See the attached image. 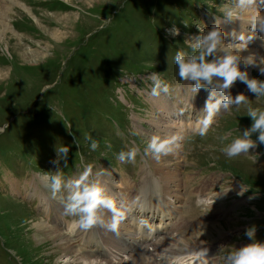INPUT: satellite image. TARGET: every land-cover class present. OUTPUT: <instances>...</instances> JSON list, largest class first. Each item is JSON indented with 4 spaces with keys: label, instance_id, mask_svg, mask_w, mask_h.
<instances>
[{
    "label": "rangeland",
    "instance_id": "rangeland-1",
    "mask_svg": "<svg viewBox=\"0 0 264 264\" xmlns=\"http://www.w3.org/2000/svg\"><path fill=\"white\" fill-rule=\"evenodd\" d=\"M235 4L236 0H5L8 21L0 18V31L4 24L9 25L21 37L23 46L21 51L11 48L0 34V69L4 71L0 76V247L6 255L10 251L18 258L15 264L76 263L57 253L54 242L36 240L34 222L43 219L5 192L4 187L12 189V184L17 186L20 179L24 180L27 167L44 177L55 175L62 154L58 146H72L86 157L92 140H96L97 159L105 156L109 162L113 153L123 151L107 124L110 119L119 121L129 137L145 150L156 136L152 126L158 120L153 113L156 104L164 100L162 92L152 97L153 82L148 77L159 73L162 80L174 86L178 82L173 74L178 69L175 55L177 51L190 57L199 55L200 49H193V37L207 34L201 28L205 14L219 20L223 28L251 19L237 10L238 15L227 21L225 13ZM173 26L179 29V35L168 34ZM240 29H244L242 25ZM240 49L253 50L259 57V49ZM218 53L214 56L219 57ZM251 76L264 81L258 69ZM259 98L263 105L250 98L235 107L221 127L194 139L189 159L195 167L216 162L222 166L219 168H234L233 172L251 185L253 192L262 195L258 208L264 210V166L251 162L249 157H225L228 142L222 139L236 125L240 135L251 127L249 110H264V96ZM130 115L137 126L125 124ZM257 135L254 133L252 138ZM181 148L178 157L170 159L172 163L180 162ZM256 151L264 155V145H258ZM93 157L91 154L88 159ZM230 226L234 229L236 224L224 220L182 235L187 244H202L226 235ZM259 228L262 233L258 241L264 238V227ZM235 231L241 234V229ZM124 234L132 235L130 229ZM9 257L15 259L10 253Z\"/></svg>",
    "mask_w": 264,
    "mask_h": 264
},
{
    "label": "clouds",
    "instance_id": "clouds-1",
    "mask_svg": "<svg viewBox=\"0 0 264 264\" xmlns=\"http://www.w3.org/2000/svg\"><path fill=\"white\" fill-rule=\"evenodd\" d=\"M255 6L256 0H236V4L226 11V20L231 21L234 16H237V10L245 11L253 9ZM218 24V21L214 23L206 35L194 38L193 49H200L198 56L186 59V54L183 51H177L175 55V63L178 67L180 79L195 82L194 92H198L202 87L212 85L214 78L218 81L215 87L219 90V95L216 90H213L209 93L205 102L203 111L207 113V116L203 121L204 127L200 131L201 135L207 132L208 126L212 123L213 115L221 108L228 110L232 105L238 106L247 101V97L243 93L233 97L230 90L237 81L244 83L247 89L256 97L264 96V81L255 78L250 79L248 72L241 70V64L249 59L242 60L239 55L241 44L229 43L224 45V33ZM254 28L264 33V21L259 22L258 26L254 25ZM168 34L177 36L179 35V29L173 26L168 30ZM233 36L235 37V33H233ZM235 38L240 42L245 40L242 34ZM233 49L237 51L234 52ZM217 51H222L223 55L214 56ZM260 62L264 64V57L260 58ZM254 66L259 67L260 74L264 75V67ZM148 78L153 82L152 96H159L161 92L165 94L169 92V85L161 79L159 73H152ZM248 116L252 120L251 127L244 130L242 135L234 138L224 148V152L229 157L248 154L250 149H255L258 145H264V110L250 109ZM254 133H258L256 139L252 138ZM226 138L227 136L222 137V139ZM86 139L91 140L92 138L87 136ZM176 140L177 137L161 139L159 136H153L148 142L144 154L148 155L150 153L154 159L159 161L161 156H167L174 151L173 145L176 144ZM76 144L79 146L78 142ZM98 146V141L92 140L91 149L94 151ZM176 148H179L178 144ZM59 152L67 158L69 148L61 147ZM139 152L138 147H132L127 152L121 151L117 158L121 162H133ZM65 166H67V162H65ZM91 173L92 166L89 165L79 179L74 181L66 182L60 172L50 177L46 176V179L51 181L50 187L53 198H56L57 194L61 193L64 188L72 189L67 201L64 203V212L65 215L78 218L75 223L79 228L88 230L99 225L116 231L119 222L124 218V213L117 209L115 199L105 194L104 187L98 182H88ZM102 209H107L113 214L110 224H105ZM255 232L254 226L246 229L244 235L252 242L227 254L224 257V264H264V242L253 239ZM206 254V250L201 253V255Z\"/></svg>",
    "mask_w": 264,
    "mask_h": 264
},
{
    "label": "bare ground",
    "instance_id": "bare-ground-1",
    "mask_svg": "<svg viewBox=\"0 0 264 264\" xmlns=\"http://www.w3.org/2000/svg\"><path fill=\"white\" fill-rule=\"evenodd\" d=\"M4 2H5V0H0V13H1L0 18L6 17V21H8V18H7L8 8H6V6L4 5ZM244 12L245 13H244L243 17H247V18L257 17V18H262V19L264 17V14L260 13V12L252 13V12H250V10H245ZM69 22L70 21L68 20L65 23V25L69 24ZM2 26H3V24H2ZM239 27H240L239 24L236 26L226 24V26L224 28L233 34V33H236V31H238ZM0 32H1L0 33L1 38L3 40H5V42L9 46L12 45L11 48L15 46L16 48H19L21 51V46H22L21 37L18 34H16L14 31H12L11 28L9 27V25L4 24V30H1ZM193 38H195V37H193ZM233 51L236 52L237 50L233 49ZM254 53L255 52H253V50L245 51L243 49H239V55L241 56L242 60H247L249 58L247 61H245V64H249L250 68H249V66H248V68L240 66L242 71L248 72L249 78L252 77L251 75L255 69L259 70V67H256L254 65H259L260 67H264V64H261V62H260V58L264 57V50H260L258 52L259 57L255 56ZM222 55H223V52L219 51L218 56H222ZM251 58L255 59L254 63L251 62ZM21 59H23V57ZM2 75H4V71L0 69V76H2ZM164 101L165 100L156 104V107H158L160 109V111H163V110L166 111L167 110V106L164 103ZM165 115H167V114L165 113ZM156 122H157L156 125L158 126V128H160V126L163 125L162 120H157ZM159 124H160V126H159ZM163 131L165 132V129H163ZM163 137H165V135H163ZM173 148H174V151L172 153H170L167 156H163V158H160L161 160H159L160 161L159 164H156L157 167L162 172L163 179L168 184L170 183L171 180H174L177 184L179 183L178 182L179 179H178L177 168L180 166V162L179 163H177V162L172 163L170 161L171 158H177L178 157L179 148H176L175 144L173 145ZM172 164H174L176 169L174 171H168L167 168L172 166ZM36 178L37 177H35L32 180V183L29 186L35 185L34 181L36 180ZM40 180L46 181L47 179H46V177H43ZM11 186L13 189L17 188V186H15V184H12ZM51 192H52V190H51ZM146 194L147 193L143 191L142 195L146 196ZM147 209L149 210V208H147ZM110 219H112V213L109 217V220ZM106 224H110V221L106 222ZM65 227H66V225H63V226H60V228H59L57 226L47 224L44 220H38L37 219L36 222H34V229H35L34 231H35V235H36V240L38 242H41V243L48 242V241L54 242V245L57 249L56 250L57 253L62 254V257L73 259V261L76 264H79L80 262H83L85 264H97L96 263L97 261L101 262L102 264H142L141 254H135L134 255V254L130 253L128 250H125L124 248L123 249L119 248L116 251H111L110 248L113 250H115V248H117V245L112 244V243L109 244L110 248L107 247L110 251L109 255L111 254L112 258L99 261V259L95 258L92 254L86 252L85 250H83L81 248H78L77 245L75 244L74 240L66 232H64ZM121 227H124V223L121 225ZM128 229H130L129 226L125 225L124 233ZM131 234H132V232H131ZM187 234H189V232ZM168 236L169 235L162 237L158 242H156L153 245V249H150L147 252L148 258H147V261H144V264H158V263L159 264H166V263L172 262V261H177L179 264H205V261H207L206 255L202 256L200 253H198L196 251H192V248H188L186 252H182L181 250L175 252L173 250L174 249L173 246L163 243L168 238ZM105 237L110 238L108 233H105ZM127 237L131 238L132 235L127 236ZM178 239L183 243H186L185 241L187 240L184 238L183 235L180 236ZM137 251H139V250H137ZM120 252L127 254V256L122 255L120 257H116L115 254L119 255ZM186 253H188V254L186 255ZM129 255H132V256L130 257ZM114 257H116L117 259H114Z\"/></svg>",
    "mask_w": 264,
    "mask_h": 264
}]
</instances>
